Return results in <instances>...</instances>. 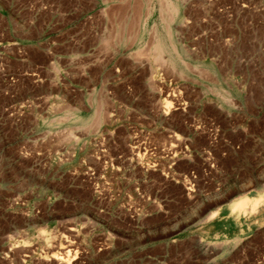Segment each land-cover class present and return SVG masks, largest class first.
I'll list each match as a JSON object with an SVG mask.
<instances>
[{"label":"rangeland","instance_id":"374dc122","mask_svg":"<svg viewBox=\"0 0 264 264\" xmlns=\"http://www.w3.org/2000/svg\"><path fill=\"white\" fill-rule=\"evenodd\" d=\"M227 3L160 0L139 39L101 7L35 76L0 54V264H264V201L223 218L264 195V0Z\"/></svg>","mask_w":264,"mask_h":264},{"label":"crops","instance_id":"0c3cea01","mask_svg":"<svg viewBox=\"0 0 264 264\" xmlns=\"http://www.w3.org/2000/svg\"><path fill=\"white\" fill-rule=\"evenodd\" d=\"M235 1L228 0V7ZM159 2L160 0H0V54L7 57V61L13 59V56H19L15 60L20 62V75L35 76L37 69L44 68V63L31 67L28 50L45 56L47 60L51 55H76L77 42L85 40L88 34L78 32L77 28L88 21V15L101 7H109V13L116 18L113 22L123 25L122 28L119 27L118 38L139 39V32L125 35V26L155 22L153 17L159 8ZM46 11H50L51 15L44 17ZM0 68L2 69L1 65ZM36 81L34 78L33 82Z\"/></svg>","mask_w":264,"mask_h":264},{"label":"bare ground","instance_id":"6f19581e","mask_svg":"<svg viewBox=\"0 0 264 264\" xmlns=\"http://www.w3.org/2000/svg\"><path fill=\"white\" fill-rule=\"evenodd\" d=\"M263 196L264 195H259V196H257V195H245V196L237 198L236 200H233L231 202V204L228 207H226V211H225L224 216H223L224 220H226V221L229 220L233 224H239L241 222V219L247 213L251 217L252 214L254 213L255 209L257 208V205H259L262 201H264ZM247 205H251V207H249L250 209H248ZM249 210H250V212H247ZM219 211H220V209L218 211L214 210V212L211 215H209V217L217 215L219 213ZM60 259H61V261H64V262L65 261L69 262V260L71 261V250H68L66 252L65 256H62Z\"/></svg>","mask_w":264,"mask_h":264}]
</instances>
